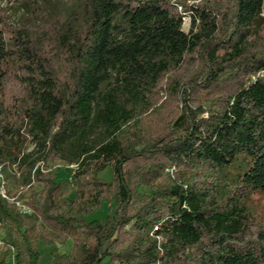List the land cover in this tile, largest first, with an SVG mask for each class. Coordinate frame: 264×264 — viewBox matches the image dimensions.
<instances>
[{"label": "trees", "instance_id": "16d2710c", "mask_svg": "<svg viewBox=\"0 0 264 264\" xmlns=\"http://www.w3.org/2000/svg\"><path fill=\"white\" fill-rule=\"evenodd\" d=\"M33 2L0 15V264H264V0L188 32L172 0Z\"/></svg>", "mask_w": 264, "mask_h": 264}, {"label": "rangeland", "instance_id": "374dc122", "mask_svg": "<svg viewBox=\"0 0 264 264\" xmlns=\"http://www.w3.org/2000/svg\"><path fill=\"white\" fill-rule=\"evenodd\" d=\"M35 2V0H33ZM33 3H30V5H34ZM26 7H28V4H26V0H0V15L4 17V19L10 23V25H13V23H16L17 19L22 15L26 13ZM166 94L162 90L159 93V100L157 103V106L161 104L165 99ZM183 121H181L180 124H182ZM33 149V145L31 143L25 144V152H29ZM58 168V171L56 172L57 179L60 181H66L70 178V171L69 168L66 167L63 163H55L52 164L48 170H54L55 167ZM56 168V169H57ZM71 168V167H70ZM170 171H168L169 173ZM97 177L104 181V182H111L112 181V170L110 167L105 168L103 171L99 172L97 174ZM110 206L111 203L103 202L100 207L93 213H91L87 219L88 220H103L105 216H107L110 213ZM16 207L21 209L22 211H26L22 206H20V203L16 204ZM245 207L247 208L248 214L256 221H263L264 220V193H257V194H251L249 195L245 200ZM1 236H3V232H1ZM1 238V237H0ZM2 244L0 240V245ZM2 246V245H1ZM0 246V247H1ZM72 248V241L68 240L64 245H57L56 250L58 254H66L68 253ZM51 249L49 247L40 246V251L43 254L44 257L49 258L51 256Z\"/></svg>", "mask_w": 264, "mask_h": 264}, {"label": "built area", "instance_id": "2783aa9c", "mask_svg": "<svg viewBox=\"0 0 264 264\" xmlns=\"http://www.w3.org/2000/svg\"><path fill=\"white\" fill-rule=\"evenodd\" d=\"M203 0H172V4L176 8L178 14L181 16L182 20V30L188 32L191 26V21L193 17V8L200 4ZM261 16L264 18V8L261 11ZM196 23L198 21L196 20ZM74 166H71L73 168ZM0 194L3 198H7L4 192V181L2 174L0 172Z\"/></svg>", "mask_w": 264, "mask_h": 264}]
</instances>
